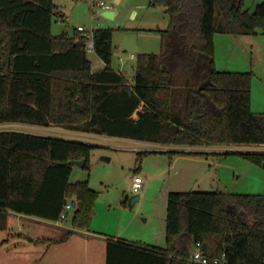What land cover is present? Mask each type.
Masks as SVG:
<instances>
[{
    "label": "trees",
    "instance_id": "trees-1",
    "mask_svg": "<svg viewBox=\"0 0 264 264\" xmlns=\"http://www.w3.org/2000/svg\"><path fill=\"white\" fill-rule=\"evenodd\" d=\"M150 5L164 8L169 26L155 31L160 54L139 55L128 82L111 68V30L93 32L104 67L92 72L84 36L51 34L52 0H0V126H53L175 148L264 146V113L250 108L252 73L218 71L214 58L217 34H264V2L251 13L243 0ZM93 148L0 131V217L10 211L57 222L74 203L71 226L88 231L97 193L87 181L69 183L68 162L84 160L88 169ZM157 154L215 155L148 151L137 153V163ZM240 156L264 170V153ZM165 233L164 249L108 240L106 264H190L197 244L209 262L264 264V195L170 192Z\"/></svg>",
    "mask_w": 264,
    "mask_h": 264
},
{
    "label": "rangeland",
    "instance_id": "rangeland-1",
    "mask_svg": "<svg viewBox=\"0 0 264 264\" xmlns=\"http://www.w3.org/2000/svg\"><path fill=\"white\" fill-rule=\"evenodd\" d=\"M92 1L52 0L55 14L51 34L81 36L77 32L79 27L86 31L111 30V68L131 82L136 58L142 54L158 55L161 52V35L140 29L161 28L166 18L163 7L151 6V0H119L116 4L113 0H104L111 6L110 11L115 13L113 19H107L102 16L103 10L93 7ZM263 2L264 0H243L242 8L251 13L257 4ZM222 47V44H217L216 69L232 71L224 64L227 53ZM239 53L238 51L236 60L241 66L237 69H245ZM246 57L252 60L250 54ZM87 58L91 62L92 71L97 72L103 67L102 61L94 52L87 53ZM258 65L254 69L256 78L261 75L260 69H264ZM256 78H253L250 108L252 112L259 113L264 111V87L256 83ZM0 131H20L46 137L48 133L47 128L26 125H2ZM61 137L94 147L90 152L88 169L72 166L69 183L87 181L89 187L97 193L90 228L110 239L116 237L131 243L149 245L157 241V245L164 249L166 201L170 192L264 195V170L240 156L243 153H264V146H214L206 151L201 149L215 154L208 157H171L169 154L144 156L138 171V177L143 182L142 190L133 193L132 179L136 176L135 169L139 165L137 153L167 152L171 148L84 133H69ZM184 149L188 151V147ZM197 150L200 149L194 148L192 151L198 152ZM103 158L109 161L105 162ZM137 195L139 200L130 207V201ZM72 213V209L67 211L66 220L60 222L63 227H71ZM238 216L244 222L249 221L243 213Z\"/></svg>",
    "mask_w": 264,
    "mask_h": 264
},
{
    "label": "crops",
    "instance_id": "crops-1",
    "mask_svg": "<svg viewBox=\"0 0 264 264\" xmlns=\"http://www.w3.org/2000/svg\"><path fill=\"white\" fill-rule=\"evenodd\" d=\"M113 2L116 4L119 3V0H113ZM163 13H164V8H163ZM168 26H169V22L166 17L164 25L161 28L159 29L148 28V29H140V30L157 33L155 31L166 30ZM262 35L264 34H258L255 36H232V35H221V34L215 35L214 36L215 67H216L217 44L218 45L222 44L223 45L222 48H224V50H226L227 53L224 64L227 66L226 68H229L228 70H232V71H222V72H251L253 78L255 79L256 77L254 74V69L257 67L258 64L259 67L260 66L264 67V36L263 38H261ZM238 51L240 52L239 57L242 58L241 63L245 64V67H243L245 69H237L239 68L238 67L239 65L241 66V64L238 65L236 60ZM247 54L251 55L252 60L247 59L246 57ZM254 60L256 63L254 62ZM103 67L101 69H103ZM242 70H246V71H242ZM260 71H261L260 72L261 75H258V77L256 78V83H260V85L264 87V69L261 68ZM253 83L254 82L252 79L251 95H252ZM259 113H264V111H260ZM259 113H255V114H259ZM133 118L134 119L137 118L136 114L133 115ZM47 132L53 133V134L47 133V137H55L65 140H70V139L66 137H61V135H67L69 133L70 134L78 133L53 126L47 127ZM139 143H144V142H139ZM168 148H171L170 151L185 150L184 148H175V147H168ZM208 148H204V150L206 151V149ZM193 149L194 148L188 147V149H186L188 151L185 152H193L192 151ZM198 149H200L197 150L198 152L204 151L201 150L203 148H198ZM144 152H148V151H144ZM139 169H140V164L135 169L136 176H138ZM4 215H5V219L0 217V264H106V246L108 240L123 241L127 244H141V243L127 242L118 239L116 237L110 239L104 234L94 231L91 228L88 231L77 230L74 229L72 226L70 228H66L60 224V222L64 220L60 222H51L36 217L17 214L10 211L4 212ZM28 239L32 241H29ZM154 242L155 243L150 245L149 244H144V245L163 249L157 245L158 244L157 241Z\"/></svg>",
    "mask_w": 264,
    "mask_h": 264
},
{
    "label": "built area",
    "instance_id": "built-area-1",
    "mask_svg": "<svg viewBox=\"0 0 264 264\" xmlns=\"http://www.w3.org/2000/svg\"><path fill=\"white\" fill-rule=\"evenodd\" d=\"M93 7L101 9L103 11H110L111 10V6L109 4H107L104 0H93ZM77 32H79L82 36L85 37V52L86 53H91L94 52V42H93V32L94 30H90V31H86L84 28L79 27L77 29ZM131 59H134V57H131ZM142 179L138 176H135L132 179V186H131V190L133 193H138L139 191L142 190ZM72 206L70 203L66 204L64 209L62 210V212L59 215V220L57 222H60L62 220H65L67 217V211L71 210ZM188 262L190 264H225L222 261L219 260H215L213 262H209L202 254L199 245L197 244L194 248V250L192 251Z\"/></svg>",
    "mask_w": 264,
    "mask_h": 264
},
{
    "label": "water",
    "instance_id": "water-1",
    "mask_svg": "<svg viewBox=\"0 0 264 264\" xmlns=\"http://www.w3.org/2000/svg\"><path fill=\"white\" fill-rule=\"evenodd\" d=\"M102 16L104 17V18H107V19H113V17H114V13L113 12H111V11H104L103 13H102ZM103 161H105V162H108L109 160L108 159H105V158H103L102 159ZM71 166H77V167H79V168H83V165H84V160H80V161H70V162H68ZM139 200V195H137V196H135L134 198H132V200L130 201V207H132L133 205H134V203L135 202H137ZM75 207V205H74V203L72 204V208H74ZM229 211H230V208L228 207L227 208Z\"/></svg>",
    "mask_w": 264,
    "mask_h": 264
}]
</instances>
